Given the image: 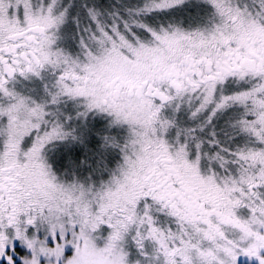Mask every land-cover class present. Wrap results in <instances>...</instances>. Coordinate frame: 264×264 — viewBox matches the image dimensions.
<instances>
[{"label": "snow or ice", "instance_id": "snow-or-ice-1", "mask_svg": "<svg viewBox=\"0 0 264 264\" xmlns=\"http://www.w3.org/2000/svg\"><path fill=\"white\" fill-rule=\"evenodd\" d=\"M0 264H264V0H0Z\"/></svg>", "mask_w": 264, "mask_h": 264}]
</instances>
